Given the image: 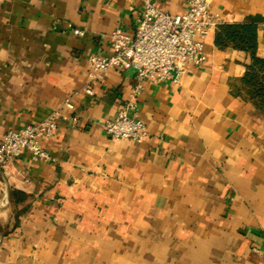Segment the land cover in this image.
I'll use <instances>...</instances> for the list:
<instances>
[{
	"label": "crops",
	"instance_id": "1",
	"mask_svg": "<svg viewBox=\"0 0 264 264\" xmlns=\"http://www.w3.org/2000/svg\"><path fill=\"white\" fill-rule=\"evenodd\" d=\"M143 9L144 0H0V133L43 120L68 96L75 103L42 138L50 159L25 151L0 168V264H264V110L232 88L250 53L215 42L221 23L261 16L264 57V0H212L219 23L206 60L180 83L133 68L92 79L89 56L111 51L117 27L134 34ZM140 81L150 136L112 139L105 123Z\"/></svg>",
	"mask_w": 264,
	"mask_h": 264
},
{
	"label": "built area",
	"instance_id": "2",
	"mask_svg": "<svg viewBox=\"0 0 264 264\" xmlns=\"http://www.w3.org/2000/svg\"><path fill=\"white\" fill-rule=\"evenodd\" d=\"M188 3L185 11L173 13L157 6L154 0H144L136 32L129 34L117 27L111 33V51L89 56L91 78L99 79L111 68H133L141 79L180 83L190 64L206 60L204 41L219 23L217 15L211 12L212 0H188ZM73 31L85 33L79 27ZM142 88V81L133 86L117 114L106 121L105 130L112 139L141 141L150 136L146 122L138 116ZM84 90L93 92L91 85ZM63 108L75 109L72 96L43 120L0 133V168H6L25 151L34 160L50 159L52 155L42 138L51 136L58 128L65 117Z\"/></svg>",
	"mask_w": 264,
	"mask_h": 264
},
{
	"label": "trees",
	"instance_id": "3",
	"mask_svg": "<svg viewBox=\"0 0 264 264\" xmlns=\"http://www.w3.org/2000/svg\"><path fill=\"white\" fill-rule=\"evenodd\" d=\"M259 19L261 16H251L244 22L221 23L215 42L222 48L234 46L250 53L244 75L237 83L232 82V88L264 110V57L257 53Z\"/></svg>",
	"mask_w": 264,
	"mask_h": 264
}]
</instances>
